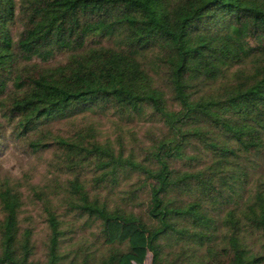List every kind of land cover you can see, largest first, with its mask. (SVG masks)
<instances>
[{"label": "trees", "instance_id": "1", "mask_svg": "<svg viewBox=\"0 0 264 264\" xmlns=\"http://www.w3.org/2000/svg\"><path fill=\"white\" fill-rule=\"evenodd\" d=\"M109 112L156 123L50 127ZM7 125L58 153L30 186L42 257L27 175L0 166V264H112L111 220L150 264H264V0H0V146Z\"/></svg>", "mask_w": 264, "mask_h": 264}, {"label": "rangeland", "instance_id": "2", "mask_svg": "<svg viewBox=\"0 0 264 264\" xmlns=\"http://www.w3.org/2000/svg\"><path fill=\"white\" fill-rule=\"evenodd\" d=\"M51 61L56 62V60ZM117 120H119L118 124ZM155 123V118L149 115H132L131 117L118 119L113 113L109 112L107 114H78L72 118L54 120L51 122L50 127L54 133L63 137L74 136L81 127H93L96 131L110 137L120 134L126 139V137H130L129 134H133L145 139V133L148 132V129H152ZM6 128L5 140L0 146V166L13 176L23 177L25 174L27 175L21 188L27 199L25 207L27 210H31L35 223V237L37 244L40 246L37 255L42 257L43 251L41 249L46 238L47 229L37 210L40 209V206L33 205L30 200V186H40L47 181L52 173L50 163L56 159L58 152L54 149V146L47 147L44 151L37 153L30 152L25 148L23 141L16 140L10 134L9 125ZM85 230L82 231L85 232ZM108 238L115 255L112 264H150L151 252L146 246V235L136 224L124 225L120 221L111 220L108 223ZM102 252H104V248Z\"/></svg>", "mask_w": 264, "mask_h": 264}]
</instances>
